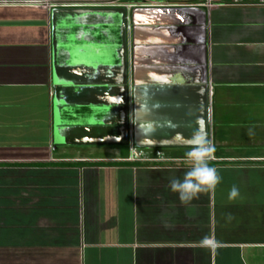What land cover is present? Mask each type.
Returning <instances> with one entry per match:
<instances>
[{"label": "crops", "instance_id": "1", "mask_svg": "<svg viewBox=\"0 0 264 264\" xmlns=\"http://www.w3.org/2000/svg\"><path fill=\"white\" fill-rule=\"evenodd\" d=\"M0 264H264V0H0Z\"/></svg>", "mask_w": 264, "mask_h": 264}, {"label": "clouds", "instance_id": "2", "mask_svg": "<svg viewBox=\"0 0 264 264\" xmlns=\"http://www.w3.org/2000/svg\"><path fill=\"white\" fill-rule=\"evenodd\" d=\"M189 150L184 153L189 168L182 178L172 177L169 180V190L177 194L181 204H187L198 193L214 190L220 177L215 168L210 167L208 160L215 151L211 140L197 131L188 140ZM239 196V189L233 185L228 193L229 201Z\"/></svg>", "mask_w": 264, "mask_h": 264}, {"label": "water", "instance_id": "3", "mask_svg": "<svg viewBox=\"0 0 264 264\" xmlns=\"http://www.w3.org/2000/svg\"><path fill=\"white\" fill-rule=\"evenodd\" d=\"M83 10H58L57 12H81ZM121 16V48H120V63H119V76H120V90L122 93V103L120 108V122L118 123V131L120 134V139H118V143H126L128 137V116H127V105H126V93L128 87V63H127V42H126V15L124 10H117ZM136 17L135 11L132 13V18ZM136 82L135 79L133 81L134 90ZM71 84L66 82L58 81L55 88V100L56 105L60 103L59 96H64L65 94L71 90ZM59 105V104H58ZM58 107V106H57ZM133 132H136V121L133 122Z\"/></svg>", "mask_w": 264, "mask_h": 264}, {"label": "built area", "instance_id": "4", "mask_svg": "<svg viewBox=\"0 0 264 264\" xmlns=\"http://www.w3.org/2000/svg\"><path fill=\"white\" fill-rule=\"evenodd\" d=\"M34 7H39V8H49V4L46 2L45 4H33ZM214 5L210 4L208 2L207 4V7L208 8H211L213 7ZM148 7H156V8H159V7H162L161 5L159 4H152V5H148Z\"/></svg>", "mask_w": 264, "mask_h": 264}]
</instances>
